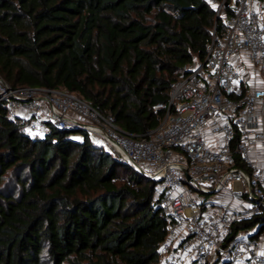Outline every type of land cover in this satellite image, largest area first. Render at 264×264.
<instances>
[{"label":"trees","instance_id":"obj_1","mask_svg":"<svg viewBox=\"0 0 264 264\" xmlns=\"http://www.w3.org/2000/svg\"><path fill=\"white\" fill-rule=\"evenodd\" d=\"M214 31L226 25L210 0H0V75L76 94L140 136ZM156 193L87 132L32 137L0 104V264H159L168 220ZM255 228L264 213L235 233Z\"/></svg>","mask_w":264,"mask_h":264},{"label":"built area","instance_id":"obj_2","mask_svg":"<svg viewBox=\"0 0 264 264\" xmlns=\"http://www.w3.org/2000/svg\"><path fill=\"white\" fill-rule=\"evenodd\" d=\"M210 3L226 31L171 84L150 132H125L63 89L14 88L1 75L0 104L32 137L85 131L156 183L152 205L168 220L159 264H264V231L235 233L264 213V0Z\"/></svg>","mask_w":264,"mask_h":264},{"label":"rangeland","instance_id":"obj_3","mask_svg":"<svg viewBox=\"0 0 264 264\" xmlns=\"http://www.w3.org/2000/svg\"><path fill=\"white\" fill-rule=\"evenodd\" d=\"M98 144L103 145L105 148H107V145L105 143H103L102 141H97Z\"/></svg>","mask_w":264,"mask_h":264},{"label":"crops","instance_id":"obj_4","mask_svg":"<svg viewBox=\"0 0 264 264\" xmlns=\"http://www.w3.org/2000/svg\"><path fill=\"white\" fill-rule=\"evenodd\" d=\"M263 251H264V248H263Z\"/></svg>","mask_w":264,"mask_h":264}]
</instances>
